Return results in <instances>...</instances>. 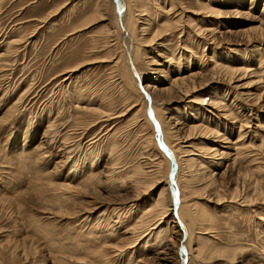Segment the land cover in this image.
I'll return each mask as SVG.
<instances>
[{"label": "rangeland", "instance_id": "1", "mask_svg": "<svg viewBox=\"0 0 264 264\" xmlns=\"http://www.w3.org/2000/svg\"><path fill=\"white\" fill-rule=\"evenodd\" d=\"M116 3L128 6L120 16L131 36ZM131 50L144 84L168 87L202 69L183 85L218 88L223 104L238 107L230 119L203 104L209 127L188 132L190 92L148 89L176 158L189 149L193 168L214 173L211 187L209 178L190 182L181 161L183 202L161 218L153 202L161 188L171 198L169 160L126 66ZM216 53L238 68L241 59L255 63L220 77L209 71ZM263 65L264 0H0V264H182L180 243L184 264H264V72H252ZM239 115L247 123L235 157ZM215 125L219 134L225 125L227 142ZM148 149L158 173L136 184ZM166 223L164 248L151 244Z\"/></svg>", "mask_w": 264, "mask_h": 264}, {"label": "bare ground", "instance_id": "2", "mask_svg": "<svg viewBox=\"0 0 264 264\" xmlns=\"http://www.w3.org/2000/svg\"><path fill=\"white\" fill-rule=\"evenodd\" d=\"M232 2V1H231ZM238 3V2H237ZM103 4L101 3V6H102ZM101 6H99V7H101ZM231 6V5H230ZM98 8V7H97ZM102 8V7H101ZM217 10H219V9H217ZM236 10V9H235ZM100 12V11H99ZM120 12H121V16L122 15H124V17H125V14L128 12V6L127 5H124L123 4V6H120ZM120 12H118L119 14H118V17H119V19H120ZM218 13V12H217ZM220 14V13H219ZM239 14V13H238ZM127 15H128V13H127ZM237 15V14H236ZM246 15V14H245ZM131 16H132V14H131ZM240 16V15H239ZM262 16V15H261ZM126 18V17H125ZM256 19V18H255ZM258 19V18H257ZM119 24H121V27H124V28H126L125 30V34H126V36H131V34H130V26H128V25H130V23H129V20H127V22H126V19L125 20H122V17H121V19L119 20V22H118ZM144 25H146V23H142L141 24V26L142 27H140V28H142L143 30H147L148 29V25H146V26H144ZM169 25V24H168ZM144 26V27H143ZM150 26V25H149ZM255 28V27H254ZM249 29V28H248ZM208 30V29H207ZM246 29H242V30H240V31H245ZM251 30V29H250ZM201 31H206L205 29L204 30H201ZM209 31H210V29H209ZM213 31V30H212ZM229 31V30H228ZM231 31V30H230ZM203 33V32H202ZM208 33V32H207ZM212 33V32H211ZM228 33V32H227ZM244 33V32H243ZM251 33V32H250ZM155 35V34H154ZM210 35H212V34H210ZM106 36H108V35H106ZM105 36V37H106ZM141 36V35H140ZM144 36V35H143ZM213 36V35H212ZM242 36V35H241ZM247 36V35H246ZM107 38V37H106ZM211 39V38H210ZM214 39V38H213ZM248 39V38H247ZM251 39V38H250ZM10 45V44H9ZM8 45V46H9ZM205 45V44H204ZM11 46V45H10ZM205 50V47H204V49H203V51ZM9 51V50H8ZM126 51V50H125ZM168 52V51H167ZM132 54H133V51L131 50V56L128 58L127 57V64L128 65H126V66H129V69L131 70V73L133 74V77H134V80H135V82H136V84H137V86H138V88H139V90H140V92H141V94L143 95V96H145V99L146 100H148L149 99V109H150V114L152 115V117L155 119V121L158 123V126H159V129H160V135H159V142L160 143H158V137L156 136V142H157V145L159 146V148L161 149V147H160V145L166 150V152L167 153H169V155H171L173 158H174V160H175V171L173 172V180H174V183H175V186H176V188H177V192H178V196H177V201H178V203H177V206H176V209H174L175 207H174V193H173V191H174V187L172 186V184H171V198H166V196H165V190H166V188L164 189V188H161V189H159V191L157 192V194H156V197L154 198V202H153V206L154 207H158L157 209H159L160 210V213H158L159 215H160V217L159 218H161V217H163V216H165L164 214H166L169 210H175V211H178V208H180V204H181V202H183L182 201V195H181V191H180V187H179V185H178V183H177V181H178V179H180V177H182V176H180L177 180H176V174H177V171H178V169H179V163L181 162V163H184L185 165H186V167H187V169H186V171L189 173V174H187L188 175V178H189V180H190V182H194L196 179H198V180H208V178H209V180H208V182L206 181V184H207V187H211L213 184H214V179H210L211 177H212V175L214 174H212V173H210L209 175H207L206 173H205V170H206V168L205 167H201V164H199L200 166L199 167H197V168H193V164H196L195 162V159H194V157H192L191 156V154H192V152H190L191 150H189V149H185V150H183V152L184 153H181V157H182V159H181V161H180V157L179 158H176V154H175V152H176V150L174 151L173 150V148H172V150L169 148V146L164 142V140H163V137H162V133H163V128H162V126H161V123H160V121L157 119V117H156V115H155V107H154V100H152V97H151V94H150V92L148 91V89L150 88L152 91H157V92H159V93H169V92H172V91H174V86H176L175 88H177V89H181L182 91H183V93H185V94H188L189 92H190V94H191V96H192V98L190 99V102H191V104L193 105V107H192V109H191V113H195V117H197V118H199V119H196L195 117H193L192 116V120L190 121V122H188V125H187V131L188 132H192V131H195V130H199V129H205V130H207V128L209 127L208 125H206V124H204V122H205V120H207V119H209L210 118V120H212L211 119V117L209 116V115H207L205 112H204V110H203V108L201 107V106H203V104H206V103H209V105L208 106H210L212 109H220V110H222L223 109V111H224V113H223V116H225V117H229L230 119H234V118H236V116L235 115H233V113L235 112V111H238L237 109H238V107H236V109L235 110H232V109H230V108H228L232 103H233V101L230 103V104H223L222 103V101L224 100V98L226 97V93H225V91H223V90H221L220 92H218V88H214V89H212V90H207L206 88H205V86L206 85H199V87L197 88V87H195L194 85L193 86H191L190 87V85H192V84H194V83H192V81H191V84L190 83H188V84H185V85H183V81H187V79L188 78H192L193 79V77H195V76H199L201 73H202V69L201 70H199V71H196V72H192V70L191 71H189V75H187V76H184V74H182L183 76H181L180 75V73L179 74H177L176 75V78L175 79H173V80H171V81H169V82H171V85L169 84V85H167L168 87H157L156 85H152V82H147L146 84H144L143 82H142V80H141V77H140V74H139V72H138V70L136 69V67H135V65H134V62H133V58H132ZM216 55V56H215ZM213 56H215V58H213L214 60H211L212 58L211 57H208L209 58V61H210V65H211V68H210V70L209 71H211L210 73H212V74H214V73H217V74H221V75H224L225 77L228 75V74H231V73H233V71L235 70V69H237L238 67H235V64H232L231 62H230V59H229V57H227V55H223V54H219V53H216V54H213ZM121 58V57H120ZM256 59V58H255ZM249 60H251V59H241V62H239L240 63V67L238 68V70H237V74L239 75V74H243V73H245V72H248L249 71V68H250V66H251V64H254L255 62H249ZM257 60H260V58L259 59H257ZM118 63H119V60H117L116 59V61H115V66L114 67H118ZM258 63V62H257ZM117 64V65H116ZM260 65V64H259ZM258 66V65H257ZM188 67V66H187ZM208 68V69H209ZM129 69H127V67H126V69H125V72H129ZM207 69V68H206ZM205 69V70H206ZM250 70H252V69H250ZM208 71V70H207ZM157 72V76L158 75H160V74H162V72H163V70H161V69H157V70H155V73ZM206 72V71H205ZM252 72H254V73H257V78H260L261 76L260 75H262V73L264 72V65L262 66V67H260V68H258V69H256V70H252ZM253 73V74H254ZM209 74V73H208ZM179 75V76H178ZM221 75H220V77H221ZM181 76V77H180ZM213 76V75H212ZM196 78V77H195ZM224 78V77H223ZM191 79V80H192ZM256 79V78H255ZM261 79V78H260ZM156 79L154 78V81H155ZM164 81V80H163ZM179 82L181 83V84H179ZM209 83V82H208ZM203 84V83H202ZM172 86H173V88H172ZM262 87V86H261ZM189 88H191V89H189ZM262 88H264V86L262 87ZM220 90V89H219ZM153 93V92H152ZM177 93V92H176ZM205 101H207V102H205ZM189 102V103H190ZM205 102V103H204ZM235 105V104H234ZM191 106V105H190ZM145 108V107H144ZM102 110H104L103 112H105L106 110H105V108L103 107V109ZM145 110H147V107L145 108ZM206 110V109H205ZM176 111V110H175ZM209 112H211V111H209ZM147 114V117H148V119H149V121L150 122H152V120H151V118H150V116L148 115V112H146ZM170 116H172V115H170ZM238 116V115H237ZM240 117H239V119H240V123L238 122V127H237V139H236V141L233 143H231V144H233L234 145V147H233V149H235L236 151L234 152V153H231V154H233L235 157H237V155H239V154H241V146H242V144H240V143H238L239 142V137L242 135V133L240 132V129H241V127H242V125L243 124H246L247 122H246V118L247 117H245L244 118V116L245 115H239ZM172 118V117H171ZM174 118H175V120L174 121H177V122H179L180 121V119H181V117H178V115H177V117H175V115H174ZM166 119V118H165ZM168 121H170V120H168ZM173 120H172V122H174ZM209 121V120H208ZM213 122V121H212ZM211 123V122H210ZM152 124H153V128H154V130H155V133H156V126H155V124H154V122H152ZM237 124V123H236ZM171 126V125H170ZM213 127V126H212ZM173 128V127H172ZM216 129V130H215ZM222 130L224 131V133H225V125L224 126H222ZM171 131V130H170ZM210 131L211 132H214L215 134H216V138L218 139V140H220V141H226L227 142V139L228 138H226L225 137V135H224V133H221V134H219V131L217 130V128H216V125L214 126V130H212V129H210ZM235 131V132H236ZM196 132V131H195ZM210 132V133H211ZM171 133H174L173 132V130H172V132ZM164 135V134H163ZM215 136V135H214ZM264 136H262L261 137V139L263 138ZM263 141V140H262ZM228 142H229V140H228ZM264 144V143H263ZM186 146V145H185ZM227 147H229V146H227ZM143 148H145V146L143 147ZM209 148H211V149H209V151H213V154H215L218 158H219V156L221 157V155L222 156H224V157H226L227 158V156L228 155H230V153H226V152H224V151H221V150H215L216 148H214V147H209ZM160 151H162V153L168 158V160H169V172H168V176H167V178H168V180H169V175L172 173V171H171V167H172V162H171V160H170V158L168 157V155L166 154V152H164L162 149L160 150ZM180 151H181V149H180ZM232 151V150H231ZM228 152H230V151H228ZM144 153H145V159H143L144 161H143V163H141L140 164V166H138L137 168V172L135 173V174H137V176H138V178H139V180H137L136 179V184H139V183H142V181H144L143 180V177L144 176H151V175H154V174H156V171H157V165L152 161V158L150 159V158H148L147 156H149V157H151L152 155H151V153H150V150L148 149V150H146V151H144ZM243 153V152H242ZM45 154V153H44ZM184 156H185V158H184ZM165 157V158H166ZM235 157L234 158H232L233 159V161L235 162ZM216 158V157H215ZM154 160V159H153ZM237 160V159H236ZM56 161V160H55ZM65 161V160H64ZM230 161V160H229ZM62 163H63V161H61ZM233 162V163H234ZM233 163H231V164H233ZM58 164V163H57ZM249 165V164H248ZM195 166V165H194ZM197 166V165H196ZM56 167H57V165H56ZM55 169V168H54ZM202 169H205V170H202ZM252 170H254L253 168H251ZM246 170V169H245ZM152 172V173H151ZM213 172V171H212ZM157 173H158V171H157ZM53 174V173H52ZM155 176V175H154ZM206 176V177H205ZM53 177V176H52ZM54 178V177H53ZM184 178H187V177H184ZM253 178V177H252ZM182 180V179H181ZM187 180V179H186ZM256 180V179H255ZM253 181H254V179H253ZM169 182H170V180H169ZM261 182V181H260ZM260 182H259V184H258V181L257 182H253L254 183V185L253 186H257V185H260ZM183 185V184H182ZM170 186V185H169ZM214 190V189H213ZM232 194H234L233 196H232V198L235 196V194H236V190H232ZM168 195V194H167ZM248 195V194H247ZM246 197V196H245ZM250 197V196H249ZM247 198V197H246ZM153 199V198H152ZM248 200V199H247ZM151 202H152V200H151ZM151 204V203H150ZM149 204V205H150ZM152 205V204H151ZM151 205L149 206V208L151 207ZM174 207V208H173ZM156 209V208H155ZM152 211V210H151ZM174 212V211H173ZM173 214V213H172ZM145 215V214H144ZM158 215V216H159ZM173 215H175V213L173 214ZM176 215H178V213L176 214ZM175 217V216H174ZM178 217V216H177ZM143 218V217H142ZM176 219V218H175ZM178 219H179V222L181 223V224H183V222L181 221V219L178 217ZM140 221H143V219H141L140 218ZM160 221H161V219H160ZM177 222V221H176ZM165 223V222H164ZM170 223V222H169ZM177 225H178V228H179V230H181L182 232H183V230H182V227L180 226V224L179 223H177ZM184 225V224H183ZM185 226V225H184ZM153 227H155V226H153ZM158 228V227H157ZM172 226H170L168 223H166V226H165V228H163V229H161V228H159V230H157L156 232H155V234H154V237H153V241H151L152 243L151 244H154V243H156V242H159L160 240H162V247L164 248V246L166 245V241L168 240V237L170 236V233L172 232ZM183 229H184V227H183ZM184 231H185V229H184ZM145 236V235H144ZM185 237H187L186 236V231H185V234H184V232H183V240H184V238ZM181 240V239H180ZM185 243V242H184ZM150 244V243H149ZM150 244V245H151ZM182 244V245H181ZM180 253H181V260H182V264H184V260L186 261V259H185V253H184V251L185 250H187V248H186V246H185V244H184V246H185V250H182V246H183V243H180ZM148 246V245H147ZM146 247V246H145ZM153 249V248H152ZM141 252V251H140ZM188 250H187V254H186V256H187V259H188ZM237 258V257H236Z\"/></svg>", "mask_w": 264, "mask_h": 264}, {"label": "water", "instance_id": "3", "mask_svg": "<svg viewBox=\"0 0 264 264\" xmlns=\"http://www.w3.org/2000/svg\"><path fill=\"white\" fill-rule=\"evenodd\" d=\"M115 1L117 2V0H115ZM117 4H118V3H116V7L118 8L117 10H118V12H120V7H119ZM118 14H119V13H118ZM147 112H148V115L150 116L152 122H154V124H155V126H156V136L158 137V142H159L160 129H159L158 123L155 121V119H154V118L152 117V115L150 114V109H149V99H148ZM160 147H161V149H162L164 152H166V150H165L161 145H160ZM166 154L168 155V157L170 158V160H171V162H172V167H171V171H172V173L169 175V180H170V184H172V186L174 187V191H173V193H174V207H175V209H176V206H177V203H178V201H177L178 192H177V188H176V186H175L174 180H173V172L175 171V160H174V158H173L171 155H169V153L166 152ZM175 216H176V212H175ZM176 219H177V216H176ZM177 221H178V223L180 224V226L182 227V230H183V232H184V234H185V231H184V229H183V225L179 222V219H177ZM182 250H184L183 247H182ZM184 262H185V260H184Z\"/></svg>", "mask_w": 264, "mask_h": 264}]
</instances>
